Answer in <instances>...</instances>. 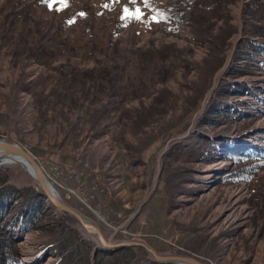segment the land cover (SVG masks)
Wrapping results in <instances>:
<instances>
[{
    "label": "rangeland",
    "instance_id": "obj_1",
    "mask_svg": "<svg viewBox=\"0 0 264 264\" xmlns=\"http://www.w3.org/2000/svg\"><path fill=\"white\" fill-rule=\"evenodd\" d=\"M248 1L218 0L193 29L173 0H0V137L108 240L264 264V31L245 24L264 19ZM18 163L0 188L40 189ZM15 197L0 198V241L22 264H183L101 248L46 196L26 220Z\"/></svg>",
    "mask_w": 264,
    "mask_h": 264
},
{
    "label": "trees",
    "instance_id": "obj_2",
    "mask_svg": "<svg viewBox=\"0 0 264 264\" xmlns=\"http://www.w3.org/2000/svg\"><path fill=\"white\" fill-rule=\"evenodd\" d=\"M173 3L174 8L173 6L172 8L174 10L173 13H175L174 16L180 22L188 24L193 29H196V25L204 22L206 18H208L205 11L215 9L218 4V0H173ZM251 5H255L258 8V10H256L257 13H252V16L258 20L264 19V10L263 8H261L260 0L248 1L246 4V9H251ZM245 24L251 33H256V31L263 33L264 31V24L260 22H253L252 18H247L245 20ZM162 49L164 50V55L167 52L170 53L173 51V48L170 49V46H163ZM236 155L240 160L243 157L251 158L253 156V153L251 151H244L239 152ZM243 169L244 164L239 163V166L237 164L231 169L230 175L241 174L243 173ZM23 190V188H15L13 190H8L7 192H5L4 189L0 188V198L3 197L9 200L14 194H16L15 198H19L21 206H24L26 209L24 218L26 220H30L35 214L33 211H40L45 199V195L40 189L36 188H33L31 192H28L26 189V191ZM13 205L14 203L10 202L9 206ZM62 212L67 213L66 211ZM0 250V264H22L15 239H4L0 241Z\"/></svg>",
    "mask_w": 264,
    "mask_h": 264
},
{
    "label": "water",
    "instance_id": "obj_3",
    "mask_svg": "<svg viewBox=\"0 0 264 264\" xmlns=\"http://www.w3.org/2000/svg\"><path fill=\"white\" fill-rule=\"evenodd\" d=\"M0 147L10 149L14 153H16L22 159L26 171L35 179L41 191L52 203V205L58 210L66 211L69 214L73 215L80 222L81 226L86 232L91 233L97 237L98 245L101 248H113L122 245L139 244L142 245L156 261H173L183 264H207L192 256L182 253H159L147 242L137 238H124L115 241L106 239L102 229L95 221L85 216L77 208L61 199L58 196L57 192H53V190H51V182L48 180L42 167L23 146L13 140L0 137Z\"/></svg>",
    "mask_w": 264,
    "mask_h": 264
},
{
    "label": "bare ground",
    "instance_id": "obj_4",
    "mask_svg": "<svg viewBox=\"0 0 264 264\" xmlns=\"http://www.w3.org/2000/svg\"><path fill=\"white\" fill-rule=\"evenodd\" d=\"M18 162H22L23 163L22 159L16 153L11 151L10 149L0 147V166L1 165H5V164H9V163H18ZM22 167H24V166H22ZM50 188H51V190H53V192H57V194H58L57 189L51 183H50ZM58 196L60 197L59 194H58ZM94 237H95V239L98 242L97 237L95 235H94Z\"/></svg>",
    "mask_w": 264,
    "mask_h": 264
},
{
    "label": "snow or ice",
    "instance_id": "obj_5",
    "mask_svg": "<svg viewBox=\"0 0 264 264\" xmlns=\"http://www.w3.org/2000/svg\"><path fill=\"white\" fill-rule=\"evenodd\" d=\"M53 2H55V0H53ZM59 2L63 5V4H65V0H59ZM145 2H147V0H145ZM50 7H51V4L49 5ZM105 7H107V5H105ZM127 8L125 9V12L127 13ZM139 12H140V10L139 9H137V15H136V18L137 19H139L140 18V15H139ZM80 15H85L84 13H80ZM153 19L155 20V17H153Z\"/></svg>",
    "mask_w": 264,
    "mask_h": 264
}]
</instances>
